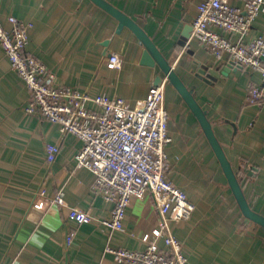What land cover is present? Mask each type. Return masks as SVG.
<instances>
[{
  "label": "crops",
  "instance_id": "0c3cea01",
  "mask_svg": "<svg viewBox=\"0 0 264 264\" xmlns=\"http://www.w3.org/2000/svg\"><path fill=\"white\" fill-rule=\"evenodd\" d=\"M140 27L206 113L213 134L234 170L251 209L264 216V102H246L249 87L261 75L217 60L191 36L181 44L202 0H104ZM235 5L239 1L232 0ZM12 15L30 23L28 53L55 75V85L69 86L89 99L120 97L130 108L143 105L161 79L168 114L167 178L195 205L188 220L170 222L189 264H264V228L243 217L209 140L187 102L161 70L140 63L144 46L127 26L92 0H0L6 28ZM192 29V28H191ZM238 40V36L218 31ZM264 36V13L246 40ZM116 53L121 67L109 65ZM226 75L211 81L209 70ZM207 67L205 74L201 69ZM158 84V85H159ZM29 92L11 69L0 47V264H116L105 252L142 250L145 233L157 227L159 211L146 193L127 208L123 228L110 233L98 221L109 219L112 202L93 190L94 174L77 165L82 147L57 124L24 110ZM91 111L100 107L85 102ZM59 153L47 161V145ZM63 193L64 205L54 202ZM95 221L79 223L70 209ZM160 247H165L160 241Z\"/></svg>",
  "mask_w": 264,
  "mask_h": 264
},
{
  "label": "built area",
  "instance_id": "2783aa9c",
  "mask_svg": "<svg viewBox=\"0 0 264 264\" xmlns=\"http://www.w3.org/2000/svg\"><path fill=\"white\" fill-rule=\"evenodd\" d=\"M202 0L191 22V36L220 60L224 55L235 67L258 72L260 86L251 85L248 104L264 102V36L250 40L246 36L255 19L264 13V0ZM9 28L0 20V47L11 69L21 78L29 92L24 107L27 114L37 115L60 127L66 136L76 137L82 147L75 155L77 165L94 174L93 190L112 202L109 219L98 221L99 228L110 233L123 228L131 201L149 193L158 208L157 227L145 233L142 250L114 248L105 252L116 264H189L180 241L170 230V222L188 220L195 205L186 193L167 178L166 148L171 142L168 134V114L165 108L164 84L153 86L141 107L130 108L120 97L89 99L69 86L55 85V75L39 59L26 50L30 23L7 17ZM238 36L234 41L217 31ZM109 65L121 67V58L112 53ZM91 100L100 111L89 110ZM59 153L55 144L47 145V161L53 162ZM54 202L64 205L63 193ZM69 218L79 223L95 221L89 213L73 208ZM160 241L165 247L161 248Z\"/></svg>",
  "mask_w": 264,
  "mask_h": 264
},
{
  "label": "water",
  "instance_id": "95a60500",
  "mask_svg": "<svg viewBox=\"0 0 264 264\" xmlns=\"http://www.w3.org/2000/svg\"><path fill=\"white\" fill-rule=\"evenodd\" d=\"M92 1L97 6L104 9L106 12H108L110 15H112L119 21V27L117 31H119L123 26H127L129 29L133 31V33L138 38L139 42L144 46V51L140 63L149 66H154L155 64H157V66L161 70V73L164 75V79L167 80L170 83V85H172L174 89L178 91V93L182 96V98L187 102L193 114L198 118L209 140V143L212 146V149L217 157V160L220 164V167L227 180L229 188L234 196V199L240 209L241 214L243 215L244 218L250 220L252 223L256 224L261 228H264V216L251 209L247 199L243 194L240 181L237 179L234 170L232 169L229 161L227 160L225 154L223 153L221 146L219 145L217 139L213 134V130L211 124L207 120L206 113L198 106V104L194 100L192 91L189 90L183 84V82L179 79V77L172 69V67L168 64V62L163 58L161 53L157 50L151 39L140 27H138L132 21V19L124 15L122 12H120L118 9H116L115 7H113L104 0H92ZM190 31H191V27H187L184 29V33L181 36L182 45L185 43L186 39L188 38ZM231 65L233 66V64ZM235 68H240V67H235ZM207 69H208L207 67H204L201 69V72L205 74ZM229 69H231V67L228 66L220 73L209 70L208 73L206 74V78L213 81L217 79V77H219L220 75H226L227 70ZM160 82L161 79L159 78L156 79V85H158Z\"/></svg>",
  "mask_w": 264,
  "mask_h": 264
}]
</instances>
